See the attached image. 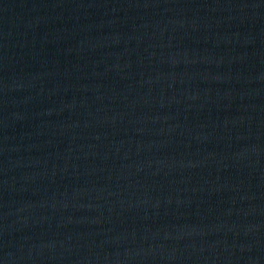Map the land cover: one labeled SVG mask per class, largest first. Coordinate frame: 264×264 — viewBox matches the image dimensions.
I'll return each instance as SVG.
<instances>
[{
    "label": "water",
    "instance_id": "obj_1",
    "mask_svg": "<svg viewBox=\"0 0 264 264\" xmlns=\"http://www.w3.org/2000/svg\"><path fill=\"white\" fill-rule=\"evenodd\" d=\"M0 264H264V0H0Z\"/></svg>",
    "mask_w": 264,
    "mask_h": 264
}]
</instances>
